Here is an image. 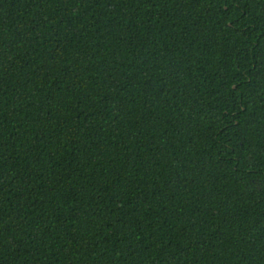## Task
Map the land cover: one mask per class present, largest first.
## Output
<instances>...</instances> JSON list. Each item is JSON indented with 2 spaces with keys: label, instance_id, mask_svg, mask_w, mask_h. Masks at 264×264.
<instances>
[{
  "label": "trees",
  "instance_id": "1",
  "mask_svg": "<svg viewBox=\"0 0 264 264\" xmlns=\"http://www.w3.org/2000/svg\"><path fill=\"white\" fill-rule=\"evenodd\" d=\"M0 264H264V0H0Z\"/></svg>",
  "mask_w": 264,
  "mask_h": 264
}]
</instances>
